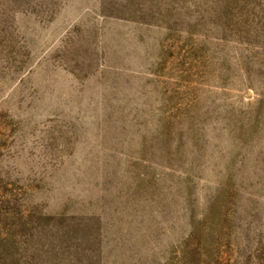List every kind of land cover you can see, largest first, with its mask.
<instances>
[{
    "label": "rangeland",
    "instance_id": "1",
    "mask_svg": "<svg viewBox=\"0 0 264 264\" xmlns=\"http://www.w3.org/2000/svg\"><path fill=\"white\" fill-rule=\"evenodd\" d=\"M0 264H264V0H0Z\"/></svg>",
    "mask_w": 264,
    "mask_h": 264
}]
</instances>
